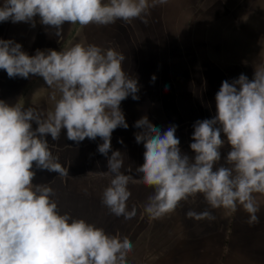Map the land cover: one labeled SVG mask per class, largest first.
Returning <instances> with one entry per match:
<instances>
[{
	"label": "clouds",
	"instance_id": "obj_1",
	"mask_svg": "<svg viewBox=\"0 0 264 264\" xmlns=\"http://www.w3.org/2000/svg\"><path fill=\"white\" fill-rule=\"evenodd\" d=\"M167 3L3 0L0 22L34 28L39 17L40 24L61 36L65 23L83 28L139 19L147 24L150 10ZM126 59L114 47L84 41L60 51L37 49L30 56L21 44L0 39V70L10 79L43 78L55 101L52 110L44 111L0 100V264H128L133 250L128 237L62 213L52 182L33 183L37 170L68 175L47 139L59 141L62 130L77 144L86 138L103 141L97 150L107 158L108 170L99 175L110 181L101 202L116 217L136 216L137 208H129V184L142 183L153 190L143 205L151 219L174 212L182 201L202 194L210 208L235 213L241 207L250 226L260 223L256 194H264V65L255 68L251 80L241 74L222 82L215 96V116L193 126V157L182 152L176 125L161 130L147 116L136 121L134 136L137 144H143L144 162L133 176L122 171L124 154L111 145L112 133L129 127L121 102L129 96L139 99L138 78L125 70ZM226 144L230 150L221 163ZM186 216L196 221L216 219L208 210H189Z\"/></svg>",
	"mask_w": 264,
	"mask_h": 264
},
{
	"label": "crops",
	"instance_id": "obj_2",
	"mask_svg": "<svg viewBox=\"0 0 264 264\" xmlns=\"http://www.w3.org/2000/svg\"><path fill=\"white\" fill-rule=\"evenodd\" d=\"M147 19V24L139 19L118 20L83 28L65 23L61 36L40 24L39 17L34 28L27 23L0 22V39L21 44L30 56L37 49L60 51L80 41L114 47L126 56L125 70L138 78L139 99L129 96L121 102L129 127L117 128L111 145L113 151L124 154L122 171L133 176L144 162L143 144H137L134 136L136 121L147 116L161 130L176 125L182 152L193 157V126L215 116V96L222 82L241 74L251 80L255 68L264 65V0H168L152 8ZM51 95L52 89L41 77L10 79L0 70V100L49 111L55 103ZM47 139L68 175L37 170L33 183L52 182L62 213L106 233L128 237L133 244L128 264H264V194H256L260 223L252 226L241 207L235 213L212 209L202 194L182 201L174 212L151 219L143 205L153 190L142 183L129 184V208L135 206L137 214L125 220L101 202L110 181L99 175L108 170L107 158L97 150L103 141L86 138L77 144L66 138V130L59 141ZM229 150L227 144L221 150V163ZM128 169L132 172L127 173ZM189 210H208L216 219H189Z\"/></svg>",
	"mask_w": 264,
	"mask_h": 264
}]
</instances>
